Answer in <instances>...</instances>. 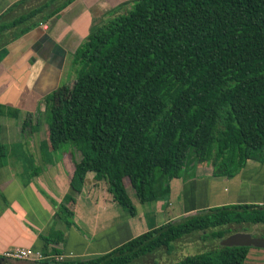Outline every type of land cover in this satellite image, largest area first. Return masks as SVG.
<instances>
[{
  "label": "trees",
  "instance_id": "1",
  "mask_svg": "<svg viewBox=\"0 0 264 264\" xmlns=\"http://www.w3.org/2000/svg\"><path fill=\"white\" fill-rule=\"evenodd\" d=\"M75 1L19 0L0 18L29 3L27 9L0 25V33L18 39ZM72 58L75 81L44 103L46 146L55 152L70 144L74 165L66 202L48 198L54 220L72 224L68 204L88 173L106 181L113 201L135 216L133 198L155 202L196 165L230 179L248 160L264 162V0L125 1L104 14ZM5 114L16 117L0 106ZM7 150L0 142V163ZM39 173L35 168L30 179ZM244 224L264 225V206L211 208L100 256L57 261L61 251L52 248L50 259L26 264H134L171 254L176 241L194 236L217 246L169 264H244L249 248L220 245L228 226ZM41 239L62 244L64 234L52 230Z\"/></svg>",
  "mask_w": 264,
  "mask_h": 264
},
{
  "label": "crops",
  "instance_id": "2",
  "mask_svg": "<svg viewBox=\"0 0 264 264\" xmlns=\"http://www.w3.org/2000/svg\"><path fill=\"white\" fill-rule=\"evenodd\" d=\"M18 1L0 0V16ZM125 1L76 0L49 22L18 39L9 41V31L0 33V106L5 113H16V117L0 115V142L5 144V139L16 143L27 132L34 149L38 129L42 133L39 123L46 97L75 81L71 62L74 52L102 23L104 14ZM20 10L0 18V25L10 22ZM27 115H31L30 126L23 133L20 127ZM22 161L8 157L0 163V257L18 247L42 254L41 261L50 259L52 248L60 250L61 256L68 257L66 260L88 259L167 222L201 211L227 205L264 206V162L254 160H248L230 179L213 177L211 166L196 165L170 182L168 194L156 200L155 207L133 201L135 216L127 215L113 201L106 181H97L93 173H88L73 205L68 204L72 224L66 226L54 220L55 208L48 198L57 204L66 202L74 171L72 157H50L49 164L44 165L38 158L30 163L22 157ZM35 168L40 173L30 179ZM52 230L63 232L62 244L47 246L42 241L41 236ZM244 264H264V250L250 248Z\"/></svg>",
  "mask_w": 264,
  "mask_h": 264
},
{
  "label": "rangeland",
  "instance_id": "3",
  "mask_svg": "<svg viewBox=\"0 0 264 264\" xmlns=\"http://www.w3.org/2000/svg\"><path fill=\"white\" fill-rule=\"evenodd\" d=\"M130 1V0H126ZM31 4H33L31 2ZM30 4V5H31ZM122 4L119 3L117 4L114 8L118 7V5ZM26 5H24L25 9ZM29 7V6H28ZM21 9V10H23ZM27 9V7H26ZM71 62H73V58L71 59ZM73 74L74 77L71 75L70 78L76 79V66L73 67ZM15 116V115H14ZM40 128H42V133L40 129H38V133H36L35 136V142L36 146L34 149H32V146L29 144H33L31 141L30 143V135L27 136V132L21 135V141H17L16 143H12L11 141H7L4 139V142H6V146L8 148L7 150V156L5 159L9 157V159H12L18 163H22V157H25L28 161H32L34 158H38L41 162V164H49V158L50 157H72L71 154V146L70 144H65L63 145L59 150L55 152H50L46 146V134L44 133V129L47 128V124L45 122V116L44 113L41 114L40 116V123H39ZM22 127V124H21ZM20 127V128H21ZM37 132L35 130L32 131V133ZM29 142V143H27ZM76 157H79L78 154H76ZM128 185V189H129ZM134 202L135 199H132ZM162 202V200H160ZM159 202V201H158ZM156 202L145 204L143 206H146L147 208H153L155 207ZM160 217V216H159ZM161 218V217H160ZM157 222V221H155ZM230 229L231 234L229 235H236V234H245V235H250L252 237H262L264 236V225L261 224H256V225H230L228 226ZM228 235V236H229ZM217 246V241L216 242H201L199 240V236H194V237H189V238H183L180 241H176L174 245V250L171 254H167L165 252H159L157 253V256H151L148 259L134 263V264H169L172 262H175L187 255H194V254H199L202 252H205L209 249L214 248ZM250 249V248H249Z\"/></svg>",
  "mask_w": 264,
  "mask_h": 264
},
{
  "label": "water",
  "instance_id": "4",
  "mask_svg": "<svg viewBox=\"0 0 264 264\" xmlns=\"http://www.w3.org/2000/svg\"><path fill=\"white\" fill-rule=\"evenodd\" d=\"M221 246L225 247H246L264 250V237H252L245 234L229 235L220 241ZM7 261L0 257V264Z\"/></svg>",
  "mask_w": 264,
  "mask_h": 264
},
{
  "label": "built area",
  "instance_id": "5",
  "mask_svg": "<svg viewBox=\"0 0 264 264\" xmlns=\"http://www.w3.org/2000/svg\"><path fill=\"white\" fill-rule=\"evenodd\" d=\"M2 258L8 261H41L44 259L42 254L35 252L28 248H10L4 252ZM68 257L57 256L55 259L57 261H64Z\"/></svg>",
  "mask_w": 264,
  "mask_h": 264
}]
</instances>
